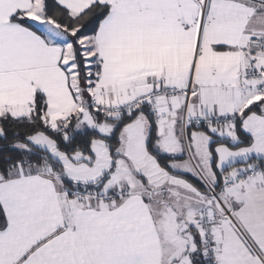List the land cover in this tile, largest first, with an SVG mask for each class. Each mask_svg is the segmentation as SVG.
<instances>
[{
    "label": "snow or ice",
    "instance_id": "obj_1",
    "mask_svg": "<svg viewBox=\"0 0 264 264\" xmlns=\"http://www.w3.org/2000/svg\"><path fill=\"white\" fill-rule=\"evenodd\" d=\"M0 264H264V0H0Z\"/></svg>",
    "mask_w": 264,
    "mask_h": 264
}]
</instances>
